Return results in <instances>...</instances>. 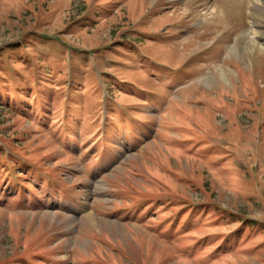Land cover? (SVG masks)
<instances>
[{"label": "rangeland", "instance_id": "374dc122", "mask_svg": "<svg viewBox=\"0 0 264 264\" xmlns=\"http://www.w3.org/2000/svg\"><path fill=\"white\" fill-rule=\"evenodd\" d=\"M0 264H264V0H0Z\"/></svg>", "mask_w": 264, "mask_h": 264}, {"label": "trees", "instance_id": "16d2710c", "mask_svg": "<svg viewBox=\"0 0 264 264\" xmlns=\"http://www.w3.org/2000/svg\"><path fill=\"white\" fill-rule=\"evenodd\" d=\"M5 162V161H4Z\"/></svg>", "mask_w": 264, "mask_h": 264}]
</instances>
